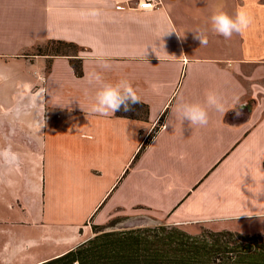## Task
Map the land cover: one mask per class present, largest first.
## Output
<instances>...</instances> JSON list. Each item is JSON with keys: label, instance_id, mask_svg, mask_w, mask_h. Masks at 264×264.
Listing matches in <instances>:
<instances>
[{"label": "crops", "instance_id": "0c3cea01", "mask_svg": "<svg viewBox=\"0 0 264 264\" xmlns=\"http://www.w3.org/2000/svg\"><path fill=\"white\" fill-rule=\"evenodd\" d=\"M161 3L0 0V264L51 262L94 227L137 228L116 218L138 211L192 235L264 219V0ZM220 11L253 22L225 39L211 29ZM57 42L74 52L37 55ZM94 73L128 81L146 113H91ZM209 93L224 111L207 126L177 119Z\"/></svg>", "mask_w": 264, "mask_h": 264}, {"label": "trees", "instance_id": "16d2710c", "mask_svg": "<svg viewBox=\"0 0 264 264\" xmlns=\"http://www.w3.org/2000/svg\"><path fill=\"white\" fill-rule=\"evenodd\" d=\"M53 45L54 56H70L59 48L75 49L62 42ZM40 50L37 55H45ZM74 69L80 74L77 66ZM136 106L146 113L145 106ZM45 264H264V241L229 231L192 235L164 223L108 232L94 227L92 238Z\"/></svg>", "mask_w": 264, "mask_h": 264}, {"label": "clouds", "instance_id": "9594fccd", "mask_svg": "<svg viewBox=\"0 0 264 264\" xmlns=\"http://www.w3.org/2000/svg\"><path fill=\"white\" fill-rule=\"evenodd\" d=\"M252 22V17L245 11H239L235 16L220 11L213 13L210 17L213 33L223 36L225 39H231L233 34H242L250 27ZM172 32L174 31L163 32L160 39ZM193 34L194 39L198 40L200 45L206 46L208 44V39L204 34L200 32H193ZM102 66L104 68L109 67L106 63ZM89 83L97 85L90 106V112L93 114L109 116L120 110L128 112L132 110L133 105L141 102L136 91L126 80L118 81L115 84L105 83L99 73H94L90 76ZM205 105L207 107L191 102L178 103L175 109L177 119L181 123L186 122L190 126L205 127L209 123V109L216 112L224 111V105L215 93L207 94ZM253 195L258 200L259 197L264 196V188L257 190Z\"/></svg>", "mask_w": 264, "mask_h": 264}, {"label": "rangeland", "instance_id": "374dc122", "mask_svg": "<svg viewBox=\"0 0 264 264\" xmlns=\"http://www.w3.org/2000/svg\"><path fill=\"white\" fill-rule=\"evenodd\" d=\"M55 48H56L55 45L49 44V45L43 46L40 51L44 52V53L54 54ZM59 50H61V53L68 52V54H71L74 52V50L65 49V48L64 49L59 48ZM37 52H39V51L37 50ZM119 112L126 114V115L138 117L144 113V110L141 109L140 107H137L136 105H133L131 111L125 112L123 110H120ZM136 214H137L136 217H132V218L128 219L127 221L125 220L124 217L123 218L117 217L116 220H119V222L117 221V223H118L117 225H119V224H124V225L125 224H131L132 225L133 223L134 224L136 223L138 225V227H151L154 225L165 223V222H162L159 217H156L154 214L147 212V211H138V212H136ZM215 228L216 227H213V230H212L213 232L218 231V230H214ZM227 228H230V230H232L235 233L240 234V235H244V236L257 235V236H260L262 239H264V219L251 218L249 220H237V221H234V222L228 224ZM202 230L211 231L208 228L202 227L198 230V234Z\"/></svg>", "mask_w": 264, "mask_h": 264}, {"label": "built area", "instance_id": "2783aa9c", "mask_svg": "<svg viewBox=\"0 0 264 264\" xmlns=\"http://www.w3.org/2000/svg\"><path fill=\"white\" fill-rule=\"evenodd\" d=\"M114 7H120L121 5L126 6L129 9L139 11V12H150L157 10L162 6L161 0H135V7L132 8L128 6V0H108ZM163 124H160L159 128H161Z\"/></svg>", "mask_w": 264, "mask_h": 264}]
</instances>
